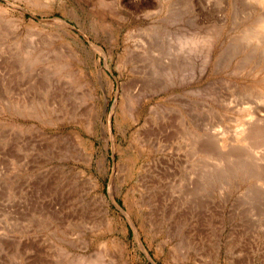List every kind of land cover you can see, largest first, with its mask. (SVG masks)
<instances>
[{"label":"rangeland","instance_id":"374dc122","mask_svg":"<svg viewBox=\"0 0 264 264\" xmlns=\"http://www.w3.org/2000/svg\"><path fill=\"white\" fill-rule=\"evenodd\" d=\"M204 1L0 0V264H264L257 16Z\"/></svg>","mask_w":264,"mask_h":264},{"label":"bare ground","instance_id":"6f19581e","mask_svg":"<svg viewBox=\"0 0 264 264\" xmlns=\"http://www.w3.org/2000/svg\"><path fill=\"white\" fill-rule=\"evenodd\" d=\"M205 2H207V3L204 6V8H206L208 10V12H210V15L215 13L217 20H220V22L221 21L225 22L224 18H222V15H224V13L222 15L218 14L219 12H222V10L224 9V7L222 9V6L218 4L219 0H205L204 3ZM199 3H200V1H199ZM223 3H221V4H223ZM237 6H239V8ZM232 8H233V15L239 9L241 13L246 10L245 16L247 18H250L251 16H257V19L254 22L253 27H250L248 30L245 31V39L241 43V49H242V52H245V54H248V56L250 55V57L251 56H253V57L258 56L256 54H259L261 56L260 58H263V56H264V0H251V1L250 0H234ZM236 16H239V15L237 14ZM236 16H235V18H236ZM243 17H241V18H243ZM247 109L248 110L250 109L252 112H260V113L263 112L264 113V95H262L261 97H258V99L255 100L254 102L252 101V103L249 106H247ZM251 111H249V112H251Z\"/></svg>","mask_w":264,"mask_h":264}]
</instances>
